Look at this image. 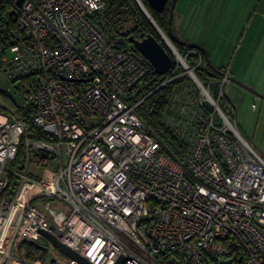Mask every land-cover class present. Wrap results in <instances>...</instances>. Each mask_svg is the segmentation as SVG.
<instances>
[{"label": "built area", "instance_id": "2783aa9c", "mask_svg": "<svg viewBox=\"0 0 264 264\" xmlns=\"http://www.w3.org/2000/svg\"><path fill=\"white\" fill-rule=\"evenodd\" d=\"M11 1L0 73L43 137L0 111V264H82L41 230L94 264H264V157L232 121L229 70L200 78L203 52L159 27L173 64L149 86L152 64L96 23L106 0ZM160 87L182 158L136 111ZM22 240L37 253L22 256Z\"/></svg>", "mask_w": 264, "mask_h": 264}, {"label": "rangeland", "instance_id": "374dc122", "mask_svg": "<svg viewBox=\"0 0 264 264\" xmlns=\"http://www.w3.org/2000/svg\"><path fill=\"white\" fill-rule=\"evenodd\" d=\"M202 1L205 3V0ZM137 2L140 6V2L143 4L142 0ZM201 8L198 5L194 11L188 12V24L185 23L186 28L181 30L177 22L181 5L177 3L173 19L174 32L181 35V38L191 31V36L199 35L200 43L209 50L217 68L224 73L229 70L230 77L264 94V0H219L212 14L197 15ZM0 91V100L4 106H0V111L5 112L9 110L6 106H11L10 100L2 95L10 96L21 104V92L1 73ZM224 94L236 110L232 116L233 123L256 152L264 157V99L232 79L225 83ZM41 241L46 244L47 238L42 235ZM68 258L66 256L65 260Z\"/></svg>", "mask_w": 264, "mask_h": 264}, {"label": "trees", "instance_id": "16d2710c", "mask_svg": "<svg viewBox=\"0 0 264 264\" xmlns=\"http://www.w3.org/2000/svg\"><path fill=\"white\" fill-rule=\"evenodd\" d=\"M146 10L149 12L155 23L168 34V19H169V3L168 0L165 8L162 11L154 9L147 0H142ZM106 8L95 16L96 23L105 30L109 39L118 47L133 48L136 52L133 43L130 41V36L141 39L143 36L151 33L153 34L166 48L164 41L159 31L152 25L148 16L142 10L137 0H106ZM14 2L11 0H0V42H9L10 34L17 28V21L13 12ZM173 28V23H172ZM180 49L188 48L185 45L176 43ZM167 49V48H166ZM205 57L203 63L198 67L197 73L200 78H221L222 73L210 72L206 68ZM221 70V69H220ZM222 71V70H221ZM163 74H155L153 71L147 78L149 86H154L156 80L161 78ZM14 85L18 88L14 81ZM151 88V87H150ZM2 93V91H0ZM169 88L160 87L155 90L148 98H146L136 109L139 117L146 123L150 132L158 139L162 144V149L166 152H171L175 156L182 158L184 149L180 151L181 144L175 139L171 130L163 122V112L168 101ZM10 100L11 106H14L19 110L28 121L29 136L31 137H43L42 134L37 133L35 126L28 115V111L24 109V106L16 103L10 96L2 95ZM24 150L21 147L14 162L17 168H21L20 163L22 161ZM17 183L16 177H11L10 189L15 188ZM20 248L26 249V252L22 254L24 257H30V254L37 253V247L27 240H22Z\"/></svg>", "mask_w": 264, "mask_h": 264}, {"label": "water", "instance_id": "95a60500", "mask_svg": "<svg viewBox=\"0 0 264 264\" xmlns=\"http://www.w3.org/2000/svg\"><path fill=\"white\" fill-rule=\"evenodd\" d=\"M24 0H16L17 5H21ZM149 4L156 10L162 11L168 0H147ZM177 0H170L169 3V19H168V36L169 38L178 44L185 45L190 48H197L201 50L204 54L205 57V63H206V68L209 69V71L212 72H219L223 73L219 68L215 66V64L212 62L211 57H210V52L209 50L202 44L191 42L188 40H185L178 36L173 28H172V23L174 19V11H175V6H176ZM142 5L143 11L146 13L148 18L151 20V22L154 24V26L157 28L159 31V26L155 23L149 12L146 10V8L143 6V4L140 2ZM16 18V12L13 10ZM161 30V29H160ZM130 41L133 43L135 49L139 51V53L147 59L153 66L154 70L153 72L155 74H163L166 71L170 69V67L173 64V59L165 46L151 33L143 36L141 39L135 38L133 35L130 36ZM230 79L234 80L237 84L245 88L246 90L252 92L255 94L257 97L264 99V94L260 93L259 91L255 90L251 86L247 85L243 81L239 79H235L233 77H230ZM43 234L48 236L50 239L53 240V242L56 244L57 247H59L62 251L67 253L70 257L76 259L77 261L81 262L82 264H94L90 262L88 259L68 247L67 245L63 244L62 242L58 241L54 236L48 234L45 230H41ZM124 261V257H120L115 264H122Z\"/></svg>", "mask_w": 264, "mask_h": 264}, {"label": "crops", "instance_id": "0c3cea01", "mask_svg": "<svg viewBox=\"0 0 264 264\" xmlns=\"http://www.w3.org/2000/svg\"><path fill=\"white\" fill-rule=\"evenodd\" d=\"M177 1L178 2H176V4L178 3V6L181 5V11H179L180 13L178 14L180 16V18L177 21L178 22V27L181 30H184L186 28L185 23H187V18L186 17H187L188 12L194 11L197 8V6L199 5L202 8H201L200 11H197V15L212 14V12L214 11V9L217 7V2L219 0H205V3H203L202 0H193V1H191V0H177ZM175 15H176V13H175ZM175 15H174V17H175ZM190 22H191V20H190ZM191 32L188 33V34H186L182 38L185 39V40L191 41V42H195V43L201 44L200 43V36L199 35L198 36H196V35H192L191 36L190 35Z\"/></svg>", "mask_w": 264, "mask_h": 264}]
</instances>
